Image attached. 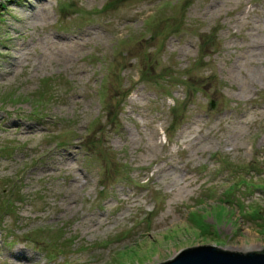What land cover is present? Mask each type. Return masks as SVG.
<instances>
[{"label": "rangeland", "instance_id": "1", "mask_svg": "<svg viewBox=\"0 0 264 264\" xmlns=\"http://www.w3.org/2000/svg\"><path fill=\"white\" fill-rule=\"evenodd\" d=\"M201 246L264 250V0H0V264Z\"/></svg>", "mask_w": 264, "mask_h": 264}, {"label": "water", "instance_id": "2", "mask_svg": "<svg viewBox=\"0 0 264 264\" xmlns=\"http://www.w3.org/2000/svg\"><path fill=\"white\" fill-rule=\"evenodd\" d=\"M161 264H264V250L241 253L215 246H201L184 249L173 259Z\"/></svg>", "mask_w": 264, "mask_h": 264}, {"label": "bare ground", "instance_id": "3", "mask_svg": "<svg viewBox=\"0 0 264 264\" xmlns=\"http://www.w3.org/2000/svg\"><path fill=\"white\" fill-rule=\"evenodd\" d=\"M3 258L6 260H12L14 258L15 261H17V262H24V261L29 260V258L26 256L25 257L22 255L19 256V254L14 255L13 253H10L8 251L3 252Z\"/></svg>", "mask_w": 264, "mask_h": 264}]
</instances>
